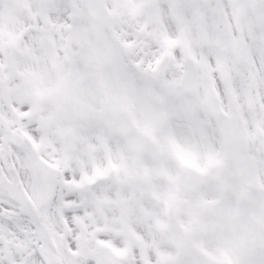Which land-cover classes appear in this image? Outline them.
<instances>
[{
    "label": "snow or ice",
    "instance_id": "obj_1",
    "mask_svg": "<svg viewBox=\"0 0 264 264\" xmlns=\"http://www.w3.org/2000/svg\"><path fill=\"white\" fill-rule=\"evenodd\" d=\"M0 264H264V0H0Z\"/></svg>",
    "mask_w": 264,
    "mask_h": 264
}]
</instances>
